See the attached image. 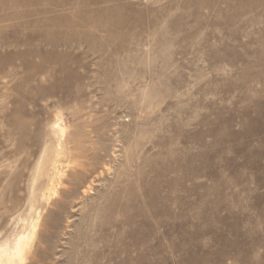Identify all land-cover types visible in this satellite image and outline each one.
I'll use <instances>...</instances> for the list:
<instances>
[{
    "label": "rangeland",
    "instance_id": "374dc122",
    "mask_svg": "<svg viewBox=\"0 0 264 264\" xmlns=\"http://www.w3.org/2000/svg\"><path fill=\"white\" fill-rule=\"evenodd\" d=\"M52 1L9 0L0 24V244L27 237L22 264H73L75 243L264 264V0ZM114 200L138 232L97 214Z\"/></svg>",
    "mask_w": 264,
    "mask_h": 264
},
{
    "label": "bare ground",
    "instance_id": "6f19581e",
    "mask_svg": "<svg viewBox=\"0 0 264 264\" xmlns=\"http://www.w3.org/2000/svg\"><path fill=\"white\" fill-rule=\"evenodd\" d=\"M12 1L15 2V3H29V2H31V3H37L40 0H12ZM50 1L53 2L52 0H50ZM35 13H37V12H29V14H35ZM20 17H21V13H19V12L14 11V10L11 9L10 4H9V0H0V24L2 22H5V21H13V20H16V19H18ZM9 28H12V27H9ZM6 29H8V27H3L2 28L0 26V47H2V48L3 47H9L10 46V44H8V41L6 39V36H4V33H5V30ZM15 43H17V41H15ZM15 45H17V44H15ZM0 58H2V59H8V57H2L1 54H0ZM54 153L55 152H53V154ZM56 154H57V152H56ZM52 157L53 156H51V158ZM55 157H57V156H55ZM59 159H61V158H59ZM59 159H57V160H59ZM50 162H51V160H50ZM59 162H60V160H59ZM89 165H91V164L89 163ZM105 169L106 170H109L110 167H107ZM54 170H55V168H54ZM83 170L84 171L86 170L87 173L89 172L88 171L89 170L88 168H83ZM57 171H58V168H57ZM59 172H61V171H59ZM57 175H58V173H57ZM102 175H103V171L102 170L99 171L98 174H92V176H90L91 178H90L89 182L86 183V186L81 191V193L83 195H85L87 193V191L91 190L92 187L95 185V183L97 181H99V178ZM129 201L128 200L125 201V202L124 201H117V200L110 201L109 203H107L108 207H98L96 209V212H97V214H103V215H105V213L107 211L108 212L109 211H117V212L120 211V216L122 215L123 218L121 220L115 219L112 222V224L115 227H120L121 224H128L130 227L132 225L133 229L131 228V230H132L131 233H135V232H138L140 230V228H137V224H136L137 220L135 219V217L132 216L131 213L134 212V213H137L138 214L142 210L141 209H138L133 203H129ZM153 211L155 213L157 212V210H153ZM123 213H124V215H123ZM131 223H133V224H131ZM106 228L107 227H105V230H106ZM27 240H28L27 237L26 238H22L21 237L18 240L16 239L15 242H9L8 240H6L5 242L1 243L0 244V264H22V262L24 261V256H25V254L27 252L28 245L30 244V240H29V242H27ZM142 241H144L143 243H148L147 240H145L144 238H143ZM96 244L94 245V243H86L85 244V247L83 245L84 249H82V246H81L80 243H78V244L75 243L74 254H73V257L71 258L73 260V264H86L85 262H87V261H91L92 264H101L102 261L106 259V258H104L106 256L103 255L100 251H97L96 252V250H95L97 248L96 247ZM133 245L134 244L128 245V246L125 247V252H126L127 256L130 255V251L132 250V248H133L132 246ZM89 246L92 249H89L88 248ZM111 248H114V245H110V247H108L107 250L111 251ZM107 259H108V261H110L111 260V255H109ZM105 264H108V262L105 261Z\"/></svg>",
    "mask_w": 264,
    "mask_h": 264
}]
</instances>
